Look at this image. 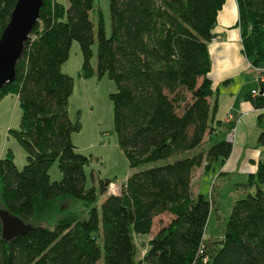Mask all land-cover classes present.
Instances as JSON below:
<instances>
[{
    "label": "trees",
    "instance_id": "16d2710c",
    "mask_svg": "<svg viewBox=\"0 0 264 264\" xmlns=\"http://www.w3.org/2000/svg\"><path fill=\"white\" fill-rule=\"evenodd\" d=\"M234 1L241 52L250 66L264 67V0ZM14 2L0 0V32ZM223 2L108 0L106 37L99 14L95 24L89 19L93 0H42L14 79L0 88V98H17L20 129L13 135L25 152L19 170L0 157V209L31 225L5 241L0 223V264H100V256L101 264H135V237L148 234L162 214L169 220L146 241L139 264H264V161L210 247L202 237L210 203L190 185L197 167L214 169L231 151L223 138L203 141L220 124L210 102L207 44ZM72 41L80 76L106 74L113 82L112 127L129 171L117 193H105L109 180L84 186L89 159L70 139L78 124L68 116L72 80L60 65ZM248 100L264 107V94ZM256 142L264 146V129ZM53 162L61 176L50 181ZM98 194L104 197L96 207ZM71 201L86 208L85 219Z\"/></svg>",
    "mask_w": 264,
    "mask_h": 264
},
{
    "label": "rangeland",
    "instance_id": "374dc122",
    "mask_svg": "<svg viewBox=\"0 0 264 264\" xmlns=\"http://www.w3.org/2000/svg\"><path fill=\"white\" fill-rule=\"evenodd\" d=\"M65 3V0H56ZM94 8L89 13V19L95 24L97 13L99 14L104 35L108 37L110 32L108 0H93ZM95 44L92 46L94 61ZM81 55L78 45L72 41L69 47L67 59L60 65V71L67 74L72 80L71 92L67 99V111L70 120L77 122V129L71 134V142L76 152L83 154L89 160L84 167L85 183L88 187H98L99 180H109L105 193H117L119 186L124 182L129 171L123 150L117 143L116 135L112 127L110 94L113 91V82L105 75L80 76ZM261 69L262 66L257 67ZM256 85L255 89H258ZM21 111L14 94L6 93L0 98V157L9 156L15 167L19 170L25 163V152L16 141L13 133L20 129ZM233 127V126H232ZM206 143L204 144V146ZM214 168V167H213ZM50 181L60 178V171L56 162L51 163L47 170ZM246 179L233 173L219 172L215 169L206 171H194L191 188L201 194L210 203V209L203 230V240L208 247L221 239L222 231L233 202L251 192L244 186ZM104 194H98L96 207L99 206ZM71 208L80 211V218H86V208L79 201H71ZM168 215L162 214L152 220L153 233L157 228L167 223ZM137 254L135 264L143 252L144 239L135 238ZM102 257L98 260L101 264Z\"/></svg>",
    "mask_w": 264,
    "mask_h": 264
},
{
    "label": "crops",
    "instance_id": "0c3cea01",
    "mask_svg": "<svg viewBox=\"0 0 264 264\" xmlns=\"http://www.w3.org/2000/svg\"><path fill=\"white\" fill-rule=\"evenodd\" d=\"M236 20L235 1L224 0L211 30L213 38L207 44L210 60L208 78L212 89L210 102L213 99L216 101L214 120H219L220 124L210 133L209 138L205 136L203 141L208 145L218 138L226 140L228 129H225V124L232 125L230 154L216 167L219 172L235 173L241 179H247L254 173L257 162L264 161V146L256 142L258 133L264 129V107L255 109L248 100L250 91L255 89L257 84L260 85V80L264 77L255 67L250 66L241 52ZM227 114L230 115V119L225 122ZM196 170L204 171L202 166ZM193 177L194 172L191 182ZM152 234L153 223L148 234L137 235L135 238L144 239L146 248V241Z\"/></svg>",
    "mask_w": 264,
    "mask_h": 264
},
{
    "label": "water",
    "instance_id": "95a60500",
    "mask_svg": "<svg viewBox=\"0 0 264 264\" xmlns=\"http://www.w3.org/2000/svg\"><path fill=\"white\" fill-rule=\"evenodd\" d=\"M42 0H15L8 20L0 32V88L14 79V66L23 44L36 22ZM1 237L7 241L30 230L31 225L0 209Z\"/></svg>",
    "mask_w": 264,
    "mask_h": 264
},
{
    "label": "built area",
    "instance_id": "2783aa9c",
    "mask_svg": "<svg viewBox=\"0 0 264 264\" xmlns=\"http://www.w3.org/2000/svg\"><path fill=\"white\" fill-rule=\"evenodd\" d=\"M257 69V72L260 74V75H262V77H264V67H262L261 69H258V68H256ZM264 80V78H262V80H260V81H263ZM250 94L251 95H258V94H264V90L263 89H260V88H258V89H254V90H251L250 91ZM229 119H230V115L229 114H227L226 116H225V118H224V121L225 122H228L229 121ZM225 139L228 141V142H232V139H233V127L227 132V134H226V136H225ZM202 252V250H198V253H201ZM204 260L203 261H205L206 260V256L203 258Z\"/></svg>",
    "mask_w": 264,
    "mask_h": 264
}]
</instances>
